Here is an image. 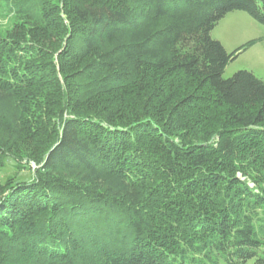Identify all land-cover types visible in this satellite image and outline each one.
<instances>
[{
  "label": "trees",
  "instance_id": "1",
  "mask_svg": "<svg viewBox=\"0 0 264 264\" xmlns=\"http://www.w3.org/2000/svg\"><path fill=\"white\" fill-rule=\"evenodd\" d=\"M233 12L264 26V0H0V264H264Z\"/></svg>",
  "mask_w": 264,
  "mask_h": 264
},
{
  "label": "rangeland",
  "instance_id": "2",
  "mask_svg": "<svg viewBox=\"0 0 264 264\" xmlns=\"http://www.w3.org/2000/svg\"><path fill=\"white\" fill-rule=\"evenodd\" d=\"M0 24L5 26L7 22L0 18ZM211 38L218 41L227 53L233 52L248 41L260 39L257 44L239 54L227 65L223 78L245 70L252 72L264 82V26L243 12H233L223 18L211 31ZM13 172L14 169L7 165L0 177L4 179L12 176Z\"/></svg>",
  "mask_w": 264,
  "mask_h": 264
}]
</instances>
